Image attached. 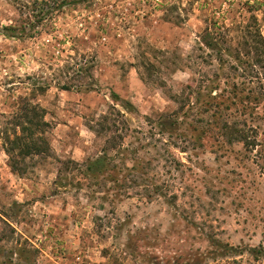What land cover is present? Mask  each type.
Masks as SVG:
<instances>
[{"label": "rangeland", "instance_id": "rangeland-1", "mask_svg": "<svg viewBox=\"0 0 264 264\" xmlns=\"http://www.w3.org/2000/svg\"><path fill=\"white\" fill-rule=\"evenodd\" d=\"M35 1L0 0V264H264V102L238 117L253 147H220L207 112L159 126L186 85L213 86L206 30L245 53L238 29L256 15L264 37V0H73L6 35ZM29 119L47 123L43 153L10 159ZM104 154L123 170L86 176Z\"/></svg>", "mask_w": 264, "mask_h": 264}, {"label": "trees", "instance_id": "trees-1", "mask_svg": "<svg viewBox=\"0 0 264 264\" xmlns=\"http://www.w3.org/2000/svg\"><path fill=\"white\" fill-rule=\"evenodd\" d=\"M71 2L74 1H35L30 7V11L32 12L30 17L36 16V11H38L39 19L32 21L33 19H30V17L28 18L27 15L26 19L21 23L4 26L3 28L6 31L5 34L19 39L33 37L40 20L48 18L53 11ZM251 19L252 20L241 25L238 29V36L241 37H239L237 48H244L245 53H241L239 50H237V52L231 51L232 48L227 46L230 45L229 42L232 40L231 36H223L224 46H226L223 48L217 36L213 34V31L210 29L206 30L205 35L202 37V42L205 47L216 50L217 52L216 59L218 67L216 78H214L215 81L213 80V86L207 91L205 90L206 87L194 90L191 88V85H186V88H189L190 95L187 94L182 96L180 93L174 95L178 107L171 113L160 114V133L173 134L179 130L182 125L179 114L185 116V114L187 115L190 113L202 114L207 112L210 113L213 119L203 128H205L208 133L213 132L211 134L218 142H221V139L223 140L220 147L239 141L243 142L244 145L248 147L256 145L257 139L248 134L250 130L256 133V129L252 126L247 127L246 121L238 119L246 110H254L257 108L256 106L264 102V37L261 32L258 17L253 15ZM242 43L243 47H239ZM64 88L68 89V87ZM213 91H215V94H213ZM193 94L194 100H191ZM172 116H175V118L170 119ZM28 122L33 126H28L27 141L23 135L12 139L10 136H6L7 147L5 150L10 156V159L11 156L15 154L20 155L23 159L25 156L29 157L43 153L40 143L36 142V130L47 125V123L44 121L39 123L33 119H29ZM203 130L204 129H202V131ZM21 141L23 145H21ZM47 146L46 150L49 149V146ZM16 148H19L18 152ZM108 156L107 154L101 155L95 159V161L87 165V172L83 171L84 174L95 178L96 173L100 171L103 172L106 167L109 170L111 169L115 175L117 172H121L123 168H120L116 164L115 158ZM18 160L14 162L11 161L14 171L19 172ZM145 165L142 164V159H140L138 165L134 164L129 167V172L138 171L140 172L138 174L145 175V167H147ZM114 182H119V179H116Z\"/></svg>", "mask_w": 264, "mask_h": 264}]
</instances>
